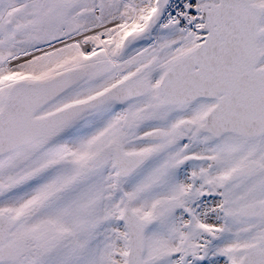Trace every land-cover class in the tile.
<instances>
[{
  "label": "snow or ice",
  "instance_id": "1",
  "mask_svg": "<svg viewBox=\"0 0 264 264\" xmlns=\"http://www.w3.org/2000/svg\"><path fill=\"white\" fill-rule=\"evenodd\" d=\"M0 264H264V0H0Z\"/></svg>",
  "mask_w": 264,
  "mask_h": 264
}]
</instances>
